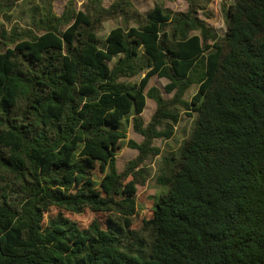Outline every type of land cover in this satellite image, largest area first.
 Segmentation results:
<instances>
[{
    "label": "trees",
    "instance_id": "1",
    "mask_svg": "<svg viewBox=\"0 0 264 264\" xmlns=\"http://www.w3.org/2000/svg\"><path fill=\"white\" fill-rule=\"evenodd\" d=\"M189 2L185 13L142 15L131 0H91L86 12L36 9L12 30L0 53V171L23 196L0 197V264H264V0L224 7L223 37ZM111 18L134 26L102 40ZM155 76L169 81L172 103L146 93ZM147 98L157 111L145 126ZM178 105L197 114L195 127L165 159L167 192L135 227L139 168L160 155L154 139L172 137L158 127L179 123ZM131 122L144 142H128L139 158L120 174ZM64 211L105 218L82 228Z\"/></svg>",
    "mask_w": 264,
    "mask_h": 264
},
{
    "label": "rangeland",
    "instance_id": "2",
    "mask_svg": "<svg viewBox=\"0 0 264 264\" xmlns=\"http://www.w3.org/2000/svg\"><path fill=\"white\" fill-rule=\"evenodd\" d=\"M117 0H103V6L110 8V6ZM133 7L142 15H146L156 6H161L173 14L185 13L190 9L189 0H131ZM195 4L199 6L197 8L196 17L203 20L208 24L212 30L223 37L227 32V16L224 12L233 3V0H194ZM91 0H0V53L4 52L7 43V38L12 34L14 28L26 29L31 25V16L34 10H38V13L44 12L46 9H51L53 13L61 16L67 8H74L77 11L86 12L90 7ZM225 5V6H224ZM134 26V22L121 18H111L102 22L98 29V36L104 40L108 34L117 27ZM6 39H5V37ZM142 76H138L132 79H124L133 83L140 82ZM169 81L165 78L153 77L149 82L146 89V93L153 87L157 88L163 98L169 102H173L175 93H167L166 86ZM198 91L197 86H192L186 95L184 100L191 102L193 97ZM174 109L173 107H171ZM180 110H175L180 114V120L177 125H173V122L166 120L158 127L159 131H166L171 129L173 135L170 139L159 138L154 139L151 142L153 148L160 150V155L150 156L146 159L139 169L143 171L145 183L137 186V215L134 219V226L140 225L141 221L145 218L152 216L153 205L157 199L167 192V189L162 187L158 183V178L162 175L166 169L165 159L178 157L180 149L183 143L190 137L195 127L197 114L191 110H187L178 105ZM157 111V105L154 100L147 98L146 109L143 112L142 119L144 125L147 126L151 123L153 116ZM191 114L189 116L188 114ZM127 138L122 149L117 154V169L120 174H123L127 168L129 162L139 158V151L128 146V142L133 140L137 144L144 142V137L137 133L133 128L131 122L125 128ZM138 169V170H139ZM102 176V175H100ZM131 180V177L127 181ZM15 181V178L11 174L0 171V186L5 192H0V197L4 194L9 197V201L12 204L18 205L22 199V193L19 192L20 188ZM61 210L58 208H51L45 215V222L47 223L50 218H54ZM67 217L75 220L82 228H87L90 223L99 218L104 220V215H98L90 211H86L83 214H72L69 212H63Z\"/></svg>",
    "mask_w": 264,
    "mask_h": 264
}]
</instances>
